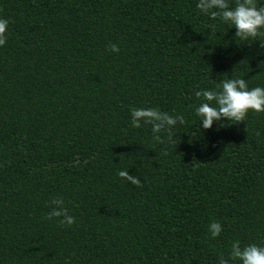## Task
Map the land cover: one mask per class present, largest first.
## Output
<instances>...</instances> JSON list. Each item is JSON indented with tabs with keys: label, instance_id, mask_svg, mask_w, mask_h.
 Wrapping results in <instances>:
<instances>
[{
	"label": "trees",
	"instance_id": "trees-1",
	"mask_svg": "<svg viewBox=\"0 0 264 264\" xmlns=\"http://www.w3.org/2000/svg\"><path fill=\"white\" fill-rule=\"evenodd\" d=\"M196 3L0 0V264H217L264 245V112L208 129L194 112L221 79L264 87V30L242 39ZM134 107L185 123L156 142ZM54 199L72 225L48 218Z\"/></svg>",
	"mask_w": 264,
	"mask_h": 264
},
{
	"label": "clouds",
	"instance_id": "clouds-1",
	"mask_svg": "<svg viewBox=\"0 0 264 264\" xmlns=\"http://www.w3.org/2000/svg\"><path fill=\"white\" fill-rule=\"evenodd\" d=\"M196 8L210 19L219 17L224 23L233 26L235 35L242 39L256 37L264 30V4L257 7L254 0H235L234 7L229 6L228 0H197ZM7 25L8 21L0 18V45L5 42ZM108 49L111 52L119 51L115 44H109ZM217 87L218 90L203 88L194 92L199 100L194 109L200 120L199 127L208 129L214 122L219 124L222 120L243 121L249 110L264 112V87L248 88L242 78L221 79ZM130 118L132 127H139L141 123L151 124L152 139L156 142L162 141L161 132L166 131L171 135L178 123H185L182 115H170L156 108H131ZM117 175L134 184L139 183L127 171H120ZM51 204L53 207L48 214L49 219L61 217V224L74 223V217L68 214L63 199H54ZM221 232L222 225L218 221L213 220L208 224L211 238H216ZM232 261H239V264H264V245L251 243L241 247L238 241L233 242L228 257H218L217 264H230Z\"/></svg>",
	"mask_w": 264,
	"mask_h": 264
}]
</instances>
